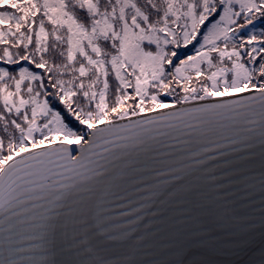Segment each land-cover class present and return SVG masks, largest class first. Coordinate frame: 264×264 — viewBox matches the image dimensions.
I'll use <instances>...</instances> for the list:
<instances>
[{"label":"snow or ice","instance_id":"6c2138e0","mask_svg":"<svg viewBox=\"0 0 264 264\" xmlns=\"http://www.w3.org/2000/svg\"><path fill=\"white\" fill-rule=\"evenodd\" d=\"M220 164L261 194L258 217L201 197L242 248L264 228V0H0V264H139L142 234L111 248Z\"/></svg>","mask_w":264,"mask_h":264},{"label":"water","instance_id":"95a60500","mask_svg":"<svg viewBox=\"0 0 264 264\" xmlns=\"http://www.w3.org/2000/svg\"><path fill=\"white\" fill-rule=\"evenodd\" d=\"M241 161L246 162L238 171L259 174L261 164L258 158L250 161L241 158ZM217 172V179L222 182L218 187L202 183L198 186L200 191L193 196L179 195L162 205L158 203L154 210L145 214L143 225L132 233L133 239L128 244L114 245L111 251L123 254L129 246L136 244L142 234L144 238L137 245L139 264H172L178 259H189L190 264H260L264 259L261 255L264 252V228L257 223V227L248 234L249 243L245 247H227L229 237L217 229L215 223L206 218L207 213L201 210V197L211 200L216 206L234 198L240 203L243 214L252 212L259 216V190L247 193L238 187V181L233 179L236 170H230L224 164L218 165ZM204 230L209 234L210 242L197 243L193 237Z\"/></svg>","mask_w":264,"mask_h":264}]
</instances>
